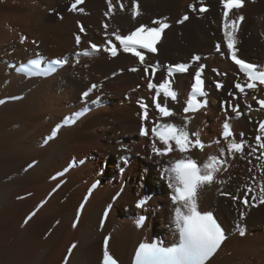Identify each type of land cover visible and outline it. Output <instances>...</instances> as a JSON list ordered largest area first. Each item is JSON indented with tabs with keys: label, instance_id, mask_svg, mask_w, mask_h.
Returning a JSON list of instances; mask_svg holds the SVG:
<instances>
[{
	"label": "bare ground",
	"instance_id": "obj_1",
	"mask_svg": "<svg viewBox=\"0 0 264 264\" xmlns=\"http://www.w3.org/2000/svg\"><path fill=\"white\" fill-rule=\"evenodd\" d=\"M120 2L124 4L123 10ZM206 2L210 8L200 13L190 7L196 3L197 8L196 0H138L141 14L133 19L132 0H112L113 9H109L108 0H86L77 8H83V12L68 11L69 0H0V98L25 94L20 100L0 106V264H100L107 250L130 264L137 244L144 238L161 233L168 242L177 241L173 227L175 204L168 197L170 191L165 176L162 178L160 173L170 160L181 154L174 151L164 157L156 156L151 152L150 137L138 134L145 122L136 102L140 97L150 99L153 94L146 88L150 72L146 73L143 67L129 72L127 66L135 63V58L123 52L111 58L104 50L106 47L85 56H71L65 66L46 78H27L4 63V60L20 63L33 55L52 58L72 54L89 47L90 41L103 44L117 29L122 35L138 24L149 25L153 17H167L174 23L165 30L158 53L150 56L152 60L171 64L189 60L197 53L207 65L205 75L210 89L207 105L188 115L180 114L176 108V115L170 118L183 125L187 117L189 132L199 133L205 142L203 151L192 149L185 155L203 159L220 153L221 148L227 149L228 141L219 138L225 110L231 112V107L237 104L245 110L244 116L234 122L236 140L247 142L244 152L227 151L226 163L215 173L213 183L197 189L199 207L214 210L229 233L205 264H264V203L257 195L258 181L264 180V160L260 149L256 153L252 151L258 147L253 134L257 121L264 117V110L258 109L249 98L236 101L226 94V89L233 88L232 79H240L242 75L229 61L223 46L224 36L220 31L223 6L219 0ZM184 12H190L191 17L177 25L175 21ZM240 15L244 20L236 34L241 47L239 55L264 62V0L247 2L243 8L231 12L232 17ZM78 22L84 24V35ZM17 25L19 30H14ZM104 25H108L107 29ZM77 36H80L79 45ZM21 37H26L23 43ZM31 38H35L33 44ZM219 43L221 51L216 52ZM119 68L125 71L110 78ZM106 76L109 79L105 80ZM191 76L192 73L175 76L173 84L179 97L170 101L172 105H183ZM156 78L158 81L166 78L163 70ZM222 79L225 87L217 91L212 80ZM92 82L97 87L87 100L105 93L102 99L109 100V104L62 128L57 138L45 145V135L58 121L83 106L81 94ZM258 89L252 92H264L261 87ZM221 101H225V110ZM247 104L253 108L249 109ZM241 132L245 133L242 138ZM129 152L133 156L125 171L111 182L121 155ZM72 155H82L85 163L66 175L67 182L50 198L46 197L43 207L27 225L22 223L17 227L15 218L26 202L21 195L32 191L33 198L41 197V192L56 181L53 173L61 171ZM102 157H107L103 174H93L102 182L84 210H79L85 194L80 193L83 185L79 179L99 165L102 168ZM248 184L255 190L245 196ZM151 191L155 195L148 204L149 217L139 227L132 214L138 210V199ZM253 193L257 197L251 201ZM114 195L118 197L115 199ZM243 197L248 198L247 205ZM107 208L110 212L104 218ZM53 213L61 214L63 222L43 240V235H38L50 226L45 219ZM107 237L109 243L105 244ZM38 240L42 246L32 250L33 242Z\"/></svg>",
	"mask_w": 264,
	"mask_h": 264
},
{
	"label": "snow or ice",
	"instance_id": "obj_2",
	"mask_svg": "<svg viewBox=\"0 0 264 264\" xmlns=\"http://www.w3.org/2000/svg\"><path fill=\"white\" fill-rule=\"evenodd\" d=\"M83 0H74L71 4L69 11L83 12V8L77 9V5L82 4ZM133 6L131 8L132 18L135 19L141 13L139 10L138 0H132ZM223 8V35L227 43V49L231 53V59L239 67V71L246 77V83L242 84L237 81L234 85L235 89L239 90V93L247 96V90L258 91V85H264V67L246 62L243 59L238 58L236 48L235 33L239 29L240 23L244 20V16L240 15L236 19L229 20V13L232 9L239 10L245 6V0H222ZM109 9H113L112 0H108ZM119 7L124 9V4L120 2ZM193 11H197L195 5L190 6ZM200 13L207 12L206 7H200L198 9ZM108 15V13H105ZM189 17L184 16L183 20H187ZM183 22V21H180ZM154 24H158L159 27H150L141 24L136 27L135 30L121 35L119 29L113 32L111 35L115 36V39L119 41L120 46L124 53H130L131 55L139 59L140 64L145 63V55L139 49H145L147 52L156 53V44L160 41L161 35L166 28L169 27L167 23H163L159 20L153 21ZM107 29L108 25H104ZM81 32L84 31L83 26L80 28ZM26 37H21V43L24 42ZM76 43L79 45L80 36L76 37ZM108 44L111 47H106L104 50L110 52L115 57L118 55V49L111 39L108 40ZM93 51H99L100 48L96 44L91 45ZM221 45H216V50L220 51ZM87 55V51L84 53ZM195 60L199 61L200 57L196 56ZM152 70V76H155V72L159 68L157 62L156 65H148L145 67V72ZM189 65L179 64L170 66L167 69L166 78L159 82L154 83L150 78L147 87L149 89H155V95L153 103L155 109L158 112V117L155 120H149L148 105L141 102L140 107L143 110L141 120L147 123L142 124L140 132L144 136L151 134L154 139L152 143V152L156 156L164 157L172 152H179L181 158L170 160L168 166L163 171L168 174L170 186L174 190L172 200L178 205L187 208V214L181 212L180 208L177 209L178 219L182 221L181 224V243L177 247L164 248L157 244H142L139 251L136 254V264H205V261L211 257L214 252L219 248L222 241L225 239L224 233L220 226L216 223L211 212H201L198 210L196 203L197 189L205 184L213 183L215 179V173L221 170L223 161L212 159L211 163H204L203 168L198 162L189 155L192 149L204 150L205 145L199 139V133H189L187 129L188 119L185 118L183 125H178L172 122H162L165 118L174 117L176 113L168 107L169 98L171 101L177 100V92L173 89L170 80L167 77L172 76L174 72L185 73L188 71ZM204 66L200 68L194 74V83L192 84V93L190 98L186 102V106L183 108L184 113L198 111L199 108L205 107L207 101L201 103L197 97L206 96L204 91V80L202 79V72ZM137 69H132L136 71ZM219 75V73H218ZM216 88L220 89L223 85L220 82H216ZM93 88L96 85H92ZM229 95H233L229 93ZM254 100L255 96L252 97ZM261 109L264 110V100L257 101ZM3 103V101H0ZM247 103V101H245ZM247 107L251 109L252 105L247 104ZM239 104L232 107V112L235 113L236 118H239L242 113L239 110ZM151 124L149 128L148 124ZM222 136L224 140L228 141L227 150L233 154L243 153L246 141L241 139L237 142L235 134L231 130V126L228 120L223 123ZM259 132L261 135H257L255 140L258 143L260 149H264V122L259 123ZM243 133H240L241 138ZM157 141L162 147H157ZM219 143V141H216ZM256 151V149H252ZM252 191L251 188L248 189ZM261 203H264V184L260 186ZM238 199V197H237ZM245 205L248 204V198L243 200ZM144 201L140 202V206H143ZM243 235V233H241ZM107 244V241H105ZM116 264L110 256L106 257V264Z\"/></svg>",
	"mask_w": 264,
	"mask_h": 264
},
{
	"label": "rangeland",
	"instance_id": "obj_3",
	"mask_svg": "<svg viewBox=\"0 0 264 264\" xmlns=\"http://www.w3.org/2000/svg\"><path fill=\"white\" fill-rule=\"evenodd\" d=\"M7 24H9V22L7 23ZM16 29V30H19V28H20V26L19 25H17V26H15V27H13V29ZM14 29V30H15ZM86 32H87V30H85ZM82 34H83V32H82ZM84 35V34H83ZM86 36V35H85ZM31 42H32V44L35 42V38H31ZM31 42H29V43H31ZM106 77H108V76H106ZM225 92H226V90H225ZM126 98H127V96H126ZM128 99V98H127ZM136 105H137V103H136ZM150 142V141H149ZM255 153H256V151H255ZM94 155V154H93ZM71 157V156H70ZM80 159H84V157L82 156V155H72V157L66 162V164L67 163H71V162H73L72 160H80ZM87 159V158H86ZM91 159V158H90ZM106 160H107V157L105 158V157H102V168L100 167V165L99 166H97L96 168H95V171H92L90 174H88V173H86L81 179H79L80 181H79V184H82L83 186H82V188H83V191L81 192L80 191V193H86V191H87V187H88V185H89V183L92 181V179H94L95 177H96V175H99V176H101L103 173H102V171L104 170V168L106 167L105 165H106ZM104 161V162H103ZM61 163H62V161H60ZM250 163H252V161H250ZM74 168H77L78 169V167H74ZM57 172H59V171H57ZM96 173V175L95 176H93V174H95ZM115 174V173H114ZM50 175V174H49ZM48 175V176H49ZM53 175H54V177H56V172H54L53 173ZM114 176V175H113ZM113 176H111V182H113L114 181V178L112 179V177ZM67 177V176H66ZM90 177V178H89ZM97 178V177H96ZM56 179V178H55ZM60 179V178H59ZM59 179H56V181L57 180H59ZM56 181H54V182H52V184H50L48 187H46L42 192H41V197H37V199L36 198H33V196H32V191L30 192H28V191H26V192H24V194L23 195H21V197L20 198H22V199H25V203H24V206H25V208H24V210H21V212L16 216V218H15V223L17 224V227L19 226H22L23 224V221H22V219H23V216L32 208V207H34V206H36L37 204H39V203H43V201L46 199V197H47V193L50 191V189L52 188V186L56 183ZM122 185L124 186L125 185V182H123L122 183ZM109 186H112V185H110V183H109ZM25 190H27V189H25ZM80 190V189H79ZM39 198V199H38ZM36 199V200H35ZM40 200V201H39ZM57 208V207H56ZM55 213V212H54ZM53 213V214H54ZM52 215V214H51ZM49 215L48 217H46V222H47V224L49 225L50 224V226H48V228L46 229L45 228V231H42V232H40L39 233V235H38V237L39 236H42V238H43V240H45V238L46 237H48L51 233H52V231L57 227V226H59L60 225V223L61 222H63V218L61 217V214H59V213H57V214H54V215ZM42 246V242L41 241H34L33 242V244H32V246H31V248H32V250H36V249H39L40 247Z\"/></svg>",
	"mask_w": 264,
	"mask_h": 264
}]
</instances>
